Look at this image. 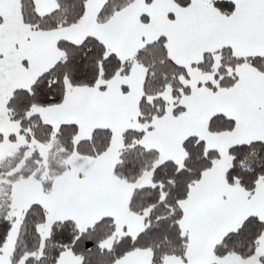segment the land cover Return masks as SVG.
I'll use <instances>...</instances> for the list:
<instances>
[{
  "label": "crops",
  "instance_id": "obj_1",
  "mask_svg": "<svg viewBox=\"0 0 264 264\" xmlns=\"http://www.w3.org/2000/svg\"><path fill=\"white\" fill-rule=\"evenodd\" d=\"M106 1L88 0L83 17L75 24L36 29L24 22L21 0H0V134L4 135L0 145L10 139L9 134L14 133L12 123L18 121L11 118L9 96L15 89L29 86L64 57L59 47L62 39L80 43L95 36L127 59L147 43L164 36L171 58L187 68L188 77L183 79L190 91L178 103L183 109L175 113V98L168 85L161 94L167 102L164 114L149 122L140 121L147 67L138 61L128 73H118L96 85L68 84L60 103L33 107L32 112L39 113L56 132L62 124H76L75 143L90 138L96 128H111L112 137L103 153L89 156L77 152L78 163L63 162L61 168L54 169L61 170L55 175H51L53 171L49 168L14 180H10L11 171L5 177L0 173V199L11 186L10 215L16 218L0 250V264L11 263L23 211L33 203L42 204L47 211L46 221L39 226L43 240L54 222L68 219L84 229L103 217H113L115 235L103 242L108 247L118 237L137 235L145 228L148 211L143 214L131 211L129 201L135 187L153 183H150L152 172L145 173L135 184L114 174L127 129L142 130L140 143L158 149L160 161L172 159L182 164L186 155L183 142L193 134L204 137L209 147L219 150L220 159L191 186L189 196L181 202L184 209L181 226L189 237L185 256L167 255L162 264L213 261L231 264L237 258L235 254L216 256V244L248 215L255 213L264 218V176L252 195L240 184L228 183L225 177L231 163L228 154L231 144L264 139V71L241 63L233 86L213 88L209 84L217 85L215 74L196 64L207 51L227 46L237 56L264 54V0H191L187 6L175 0H135L100 22L98 15ZM35 4L40 14L58 6L57 0H35ZM231 5L234 10L228 14L225 9ZM217 112L235 120L233 130L208 129L209 119ZM3 152L0 163L11 155ZM47 179L53 181L50 190L45 189ZM261 255H264V233L256 255L238 261L262 264ZM151 259L150 249H135L113 264H149ZM82 262L80 255L66 249L55 264ZM19 264H25L24 258Z\"/></svg>",
  "mask_w": 264,
  "mask_h": 264
},
{
  "label": "trees",
  "instance_id": "obj_2",
  "mask_svg": "<svg viewBox=\"0 0 264 264\" xmlns=\"http://www.w3.org/2000/svg\"><path fill=\"white\" fill-rule=\"evenodd\" d=\"M88 0H57L58 6L47 14L37 11L35 0H21L24 22L36 29H52L77 23L84 15ZM135 0H107L98 15L100 22L107 21L116 11L130 5ZM153 0H147L152 2ZM182 6L191 0H175ZM233 4V3H231ZM234 5L225 9L230 14ZM59 47L64 57L50 69L38 76L29 86L15 89L8 98L7 106L12 119L20 121V133L28 142L37 140L49 142L57 140L69 152L77 151L81 155L96 156L109 146L111 128H96L90 138L75 143L78 126L73 123L62 124L58 131L52 124L43 121L40 114L32 112L35 106H47L60 103L67 94L68 84L96 85L102 80H110L118 73H128L135 61L147 67L144 95L140 102V121L149 122L156 115H163L167 102L161 95L170 85L175 98V113L183 106L178 105L184 93H189L187 68L176 63L170 56L164 36L147 43L137 53L127 59L121 58L115 51L95 36H88L80 43L60 40ZM249 63L264 71V54L237 56L230 47L207 51L202 61L196 64L203 71L213 72L217 85L213 88L231 87L237 81V66ZM235 120L222 112L211 116L208 129L211 132L231 131ZM16 133L9 134L11 140ZM142 130L127 129L123 134V146L114 168L117 178L135 184L145 173L152 172V184L135 187L129 201L131 211L146 214V226L137 235L125 234L111 247L103 242L115 235L116 223L113 217L106 216L88 226L80 228L77 222L68 219L53 223L50 234L44 238L39 226L46 221L47 211L40 203L29 205L22 214L19 230L11 255L10 264H19L24 258L25 264H55L59 255L71 249L83 259L82 264H113L117 259L135 249H150L152 259L149 264H162L167 255L185 256L188 234L181 226L184 214L182 201L189 196L191 186L203 173L212 168L220 159L218 149L209 147L204 137L189 135L183 142L185 158L182 164L175 160L160 161L161 152L140 143ZM4 135L0 134V141ZM28 147L22 146L18 153L6 157L0 163V173L6 176L22 159ZM231 163L226 169L228 183L240 184L252 195L259 179L264 176V139H253L233 143L228 148ZM42 158L34 150L24 165L14 172L10 180L29 177L40 172L38 164ZM61 164L57 166V168ZM50 167L55 175L59 171ZM55 172V173H54ZM52 179L44 181L45 189L50 190ZM6 191V190H5ZM10 187L0 199V250L16 220L10 215ZM264 233V218L250 214L235 228L228 231L215 246L218 257L235 253L240 259L256 255L260 237ZM264 264V255L260 256ZM210 264H221L213 261ZM231 264H239L234 261Z\"/></svg>",
  "mask_w": 264,
  "mask_h": 264
},
{
  "label": "rangeland",
  "instance_id": "obj_3",
  "mask_svg": "<svg viewBox=\"0 0 264 264\" xmlns=\"http://www.w3.org/2000/svg\"><path fill=\"white\" fill-rule=\"evenodd\" d=\"M12 124H13V129L11 131L17 134L18 139L16 141L8 138L5 139V141L0 145V152L4 151L3 155L5 154L7 155V153L9 154L11 153V155H13L14 153L17 154L18 150H20V148L24 145H26L28 148L24 151L22 159L19 161L18 165L12 169L13 171L11 170V174L17 172L18 171L17 168L22 167L24 165L26 159L32 156L34 150H38L42 156V159L40 161L38 160V164L41 168L43 167L46 169L47 168L50 169L51 166H53L52 168H57L58 165L66 161L68 163H72V162L78 163L79 157H77L78 156L77 151L73 150L72 152H69L67 148L63 144L58 143L57 140H53L50 142H41L33 139L30 142H28L26 136L24 137V135L20 133V128H21L20 121L19 120L14 121ZM14 169H16L17 171ZM151 182L152 180L150 181V183ZM9 187H10L9 196H11L12 187L11 186ZM43 235H45L44 232ZM235 257L237 258H235L233 262L238 261L240 259V257L237 256L236 254Z\"/></svg>",
  "mask_w": 264,
  "mask_h": 264
}]
</instances>
